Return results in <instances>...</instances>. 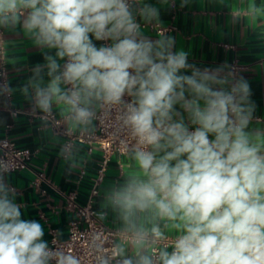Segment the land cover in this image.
<instances>
[{"label":"clouds","instance_id":"9594fccd","mask_svg":"<svg viewBox=\"0 0 264 264\" xmlns=\"http://www.w3.org/2000/svg\"><path fill=\"white\" fill-rule=\"evenodd\" d=\"M262 11L254 4L233 15ZM136 16L160 28L159 9L144 0H0V28L22 24L35 45L56 50L32 69L23 95L46 115L59 107L69 134L90 133L97 108L122 106L118 120L135 143L121 151L138 165L105 194L120 222L111 246L95 233L80 257L71 246L50 248L41 223L21 218L0 163V264H264V133L246 131L249 84L226 66L190 65L164 31L146 38ZM90 34L113 43L97 47ZM77 151L67 144L62 155L73 161Z\"/></svg>","mask_w":264,"mask_h":264},{"label":"crops","instance_id":"0c3cea01","mask_svg":"<svg viewBox=\"0 0 264 264\" xmlns=\"http://www.w3.org/2000/svg\"><path fill=\"white\" fill-rule=\"evenodd\" d=\"M144 2L159 9L160 27L167 28L165 35L174 39L173 52L184 50L188 54V63L196 68L226 66L225 73L230 70L234 80L243 78L247 81L254 112L246 131L264 133V11L257 17L236 18L233 15V12L247 11L254 4L264 8V0H189L183 7L181 0H168L166 4L160 0ZM136 20L146 38L159 39L157 31L149 26L155 22L147 23L139 16ZM90 39L99 47L91 34ZM55 51L35 45L25 34L22 24L15 28H0V87L6 85L13 90L0 93V138L6 137L30 153L27 167L5 173L4 182L15 192L21 218L41 223L43 240L47 243L52 235L65 240L68 225L75 217L67 208L64 195L74 191L77 203L85 204L92 180L103 163L98 147L88 150L85 143L68 142V125L63 121L59 107L55 104L52 107V112L61 121V132H56L39 116L42 112L34 107L33 101L21 92L33 75L32 69L45 64V55L54 56ZM60 63L63 65V61ZM181 74L191 75V71L182 70ZM43 75L46 84L49 79L46 70ZM175 110L183 116L189 131H194L197 126L191 124L180 105H176ZM91 129L95 130L94 120ZM213 138L209 136V139ZM259 139L264 141V137ZM67 143L78 149L73 161L62 155V148ZM137 168L132 156L124 153L113 154L105 166L93 209L98 219V213H105V219L99 220L113 231L118 230L120 222L110 208L104 207L105 194L110 188L124 183L125 172L132 173Z\"/></svg>","mask_w":264,"mask_h":264},{"label":"built area","instance_id":"2783aa9c","mask_svg":"<svg viewBox=\"0 0 264 264\" xmlns=\"http://www.w3.org/2000/svg\"><path fill=\"white\" fill-rule=\"evenodd\" d=\"M150 28L158 31H166L167 28L160 27L155 24H149ZM99 47L110 46L113 42L111 40H101ZM63 61V63H65ZM234 70L235 67L233 66ZM66 87H70L66 86ZM132 97L125 94L123 101L125 103L131 102ZM122 106H113L111 109L98 108L95 121V130L87 134H81L79 131L67 134L68 142L76 141L85 143L90 150L93 146L98 147L103 156V163L97 170L96 176L92 180L89 195L85 204H79L76 201V192H69L64 195L67 201V208L72 210L75 214L74 219L68 225V234L65 240H59L55 235L49 239L48 245L50 248L68 247L71 246L77 256L83 257L86 249L84 244L90 242L91 237L95 233L103 232L109 237V242L105 247H110L111 242L115 239L116 231L107 228L96 216L93 209L94 198L98 193L99 185L104 177L105 166L109 158L115 153H121L122 142H127L129 148L135 143L130 140L128 131L123 129L118 116L121 113ZM39 116L45 120L49 126L56 132H61V121L55 116L53 112L51 115L40 113ZM59 121V123H57ZM67 143V144H69ZM30 153L27 149L17 147L12 141L6 137L0 138V163L8 166L9 172L25 169L27 167ZM54 264V262H53Z\"/></svg>","mask_w":264,"mask_h":264}]
</instances>
